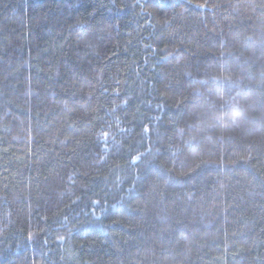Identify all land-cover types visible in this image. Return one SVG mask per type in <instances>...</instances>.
<instances>
[{"label":"trees","instance_id":"1","mask_svg":"<svg viewBox=\"0 0 264 264\" xmlns=\"http://www.w3.org/2000/svg\"><path fill=\"white\" fill-rule=\"evenodd\" d=\"M0 264H264V0H0Z\"/></svg>","mask_w":264,"mask_h":264}]
</instances>
